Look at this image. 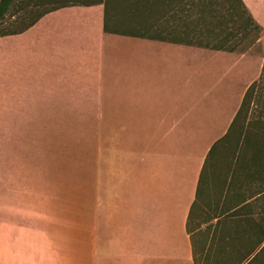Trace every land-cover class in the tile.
I'll return each mask as SVG.
<instances>
[{
	"label": "crops",
	"instance_id": "crops-1",
	"mask_svg": "<svg viewBox=\"0 0 264 264\" xmlns=\"http://www.w3.org/2000/svg\"><path fill=\"white\" fill-rule=\"evenodd\" d=\"M116 6L64 0L3 40L14 39L33 106L48 122L93 124L80 139L78 264H193L189 224L203 168L264 59L249 76L251 50L122 33L114 27L136 24ZM255 173L231 177L214 220L223 216L227 245L256 251L264 247V178Z\"/></svg>",
	"mask_w": 264,
	"mask_h": 264
},
{
	"label": "rangeland",
	"instance_id": "rangeland-1",
	"mask_svg": "<svg viewBox=\"0 0 264 264\" xmlns=\"http://www.w3.org/2000/svg\"><path fill=\"white\" fill-rule=\"evenodd\" d=\"M63 1L14 0L0 23V264L79 263L80 139L93 124L48 122L33 106L31 83L24 75L23 60L15 57L14 39L3 40ZM113 2L121 18L124 15L136 24L114 27L122 33L158 34L207 48L232 46L237 52L251 50L249 76L258 68L257 57L264 59V0H243L261 26L257 35L237 31L247 17L240 4L230 0ZM86 157L85 194H89L91 156ZM255 171L264 178V65L226 141L218 144L206 165L205 187L189 224L193 243L202 252L200 262L264 264V247L255 251L246 243L227 245L223 216L214 220L223 214L231 177Z\"/></svg>",
	"mask_w": 264,
	"mask_h": 264
},
{
	"label": "trees",
	"instance_id": "trees-1",
	"mask_svg": "<svg viewBox=\"0 0 264 264\" xmlns=\"http://www.w3.org/2000/svg\"><path fill=\"white\" fill-rule=\"evenodd\" d=\"M13 2H14V0H0V23H1V21L3 19H5L6 15L9 12V9H10L11 5L13 4ZM234 2L240 4V7H241L243 13L246 14V17H247L245 24H243V26H241L237 31H242V34H249L251 32H254L257 35L260 32V30H261L260 24L254 19V17L250 13L248 7L243 2V0H230V3H233L234 4ZM155 35L158 36V37H160V35H158V34H155ZM174 41H177L178 43L182 42V41H180L178 39H174ZM212 49L234 51L235 50V47H232L231 46V47L227 48V47H225V46L222 45L221 47L212 48ZM263 65H264V61H263ZM253 84L249 87V89L253 86ZM249 89H248V91H249ZM248 91H247V93H248ZM247 93L245 94V97L243 99L242 106L245 103V98L247 96ZM234 125H235V121H233V123L231 125V130L234 127ZM229 133H230V131H229ZM228 135L229 134H227V136H225V138H223L217 144H215V146H213V148L211 149V152L209 153V158H211V156H212L214 150L216 149V147L218 146V144H220L223 141H226ZM205 169H206V164H205V167L203 168V172L201 174V178H200L199 185H198V188H197V198H196L195 203L193 204V207H192V210H191V215H192V213L194 211V208L196 207V204H197V202L199 200L200 193H201V191L204 188V170ZM207 251L209 253L211 250L208 249ZM201 253L202 252L199 251V248H197V246L193 243V264H206V263L200 262V260H199V258L201 256Z\"/></svg>",
	"mask_w": 264,
	"mask_h": 264
}]
</instances>
